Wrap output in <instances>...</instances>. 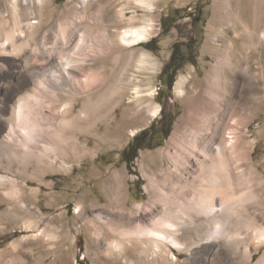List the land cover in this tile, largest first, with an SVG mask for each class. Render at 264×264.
I'll return each instance as SVG.
<instances>
[{
    "label": "bare ground",
    "instance_id": "obj_1",
    "mask_svg": "<svg viewBox=\"0 0 264 264\" xmlns=\"http://www.w3.org/2000/svg\"><path fill=\"white\" fill-rule=\"evenodd\" d=\"M97 2L78 0L73 4V17L67 12L62 14L55 24L38 35L44 24L54 17L50 0H0L1 53L18 56L27 48L22 59L18 58V65L36 91L52 102L61 100L58 92L74 96L86 87L77 75L82 67L95 60L93 56L108 55L122 45L130 47L148 37L147 27L135 26L133 16L122 30L126 17L124 9L112 18L109 15L105 19L98 18L97 9L94 10ZM126 4L129 6L130 0H126ZM262 6L264 0H226L217 10L221 21L212 26V31L221 44L209 46L212 62L205 72L202 89L194 102L187 104L180 126L168 141L166 154L173 168L162 179L164 185L168 184L167 191L156 195L155 205L160 209L154 218L156 230H148L142 222L144 218L134 227V220L120 206L121 192H116L122 228L116 231L118 238L108 241L104 251L118 264H181L173 249L191 255L190 264H264V252L253 261L252 251V246L255 250L264 246L261 217L264 180L257 169L249 165L251 143L243 133L250 125L245 116L246 95L255 114L263 99ZM99 8L102 10L101 6ZM44 12L49 16L46 22L42 19ZM245 13H249L251 21ZM218 25L219 28L225 25V28L217 31ZM49 33L53 35L51 42L47 38ZM99 33L102 34L99 36ZM76 37L78 40L73 45ZM138 56L137 61L143 64L148 54L140 52ZM131 57L132 53L122 59L123 65L129 61L122 70L123 77H130L125 88L132 83V75L127 70ZM176 88L184 93L194 89L195 84L187 77H180ZM27 100L24 96L18 103L24 105ZM2 106L0 125L9 130L0 137V171L9 176L0 175V188L11 206L0 210V227L6 230V223L12 221L14 226L21 228L24 239L0 250V264H26L24 253L34 258L39 256L40 262L44 245L47 247L43 251L50 254L48 264H56L55 241L59 237L64 241L68 231L64 228L57 236L50 221L39 213L30 212L26 203L18 205L16 199L21 190L11 176L24 175L30 158L41 163L42 157L33 155L30 150L26 152L24 143L12 141L15 120L12 115L3 113L7 106ZM159 111L160 108L155 107L151 116ZM235 170L239 171L237 176ZM197 237H201L200 240L194 241ZM26 244L33 247L28 252L24 251ZM131 253L137 256L131 258Z\"/></svg>",
    "mask_w": 264,
    "mask_h": 264
},
{
    "label": "rangeland",
    "instance_id": "obj_2",
    "mask_svg": "<svg viewBox=\"0 0 264 264\" xmlns=\"http://www.w3.org/2000/svg\"><path fill=\"white\" fill-rule=\"evenodd\" d=\"M77 1L50 0L54 17L49 22L47 12L43 13L42 19L47 22L38 35L55 24L62 14L67 12L73 17L72 8ZM97 1L94 10L97 9L95 15L98 18L105 19L108 15L112 18L124 9L126 17L122 30L133 16L135 26L147 27L148 37L130 47L122 45L108 55L93 56L95 60L82 67L77 75L80 82L86 84L79 94L71 96L58 92L60 101L48 100L36 91L28 77L25 79L18 65L27 48L18 56H7L0 50V105H5L3 108L7 106L3 111L6 116L14 117L12 141L24 143L26 152L30 150L33 155L42 157L41 163L34 157L30 158L24 175H10L21 190L16 200L18 205L26 203L30 212L39 213L50 221L57 230V236L64 228L68 231L64 241L61 237L55 241L54 247L58 251L56 264H118L107 256L104 249L106 244L118 238L117 232L122 228L118 219L120 206L134 220V227L144 218L142 222L147 229L156 230L154 218L160 213L155 205L156 195L167 191L168 184L164 185L162 179L173 168L166 154L168 141L180 126L187 104L194 102L202 89L205 72L212 62L209 46L221 44L212 26L221 21L217 10L226 0H130L129 6L126 0ZM260 10L264 13L263 6ZM245 17L252 20L249 13H245ZM220 28H225V25ZM220 28L216 26L217 31ZM51 35L47 34L49 42L53 40ZM75 40L73 38V45L78 37ZM177 43L188 44L192 62L178 71L171 91L162 95L159 102L157 93L163 83L162 69ZM5 49L7 51L9 47ZM140 52L148 54L143 64L137 61ZM130 53L131 63L127 70L132 75V83L125 88L130 77H123L122 70L129 61L123 65L122 59ZM180 77H187L195 88L179 93L176 82ZM261 84L264 85V81ZM261 92L263 99L258 114L254 113L246 95L245 116L250 125L243 133L251 143L249 165L257 169L264 180V89ZM24 96L28 100L21 105L18 100ZM162 105L165 112L174 117L170 133L161 140L160 146L140 150L130 169L120 161L121 152L137 133L161 118ZM157 106L160 111L152 117L151 112ZM1 127L2 124L0 137L9 130ZM238 172L235 170L236 176ZM0 175L9 176L2 170ZM253 185L251 182L250 186ZM2 190L0 210H5L11 205ZM117 191L121 192L120 206ZM261 217L264 222V213ZM13 224L12 221L6 223V230L0 227V250L24 239L21 228ZM109 231L113 235H106ZM25 246V252L33 248L29 244ZM46 247L41 246L40 262L39 256L34 258L24 251L21 253H24L28 264H48L50 254L49 251L44 252ZM252 251L253 261H256L264 252V246L258 250L252 246ZM173 252L181 264H190L193 258L184 252L178 253L174 249ZM131 256L134 258L137 253H131Z\"/></svg>",
    "mask_w": 264,
    "mask_h": 264
},
{
    "label": "trees",
    "instance_id": "obj_3",
    "mask_svg": "<svg viewBox=\"0 0 264 264\" xmlns=\"http://www.w3.org/2000/svg\"><path fill=\"white\" fill-rule=\"evenodd\" d=\"M187 45L177 43L172 48L171 56L162 69L163 83L157 93L159 102H161L159 99H161L162 95L168 94L171 91L178 71L185 64L192 62L189 53L190 48ZM165 111V107L162 105L161 118L154 121L149 128L137 133L121 152L120 161L126 163L130 169L140 150L160 146L161 140L169 135L174 117L171 113H166Z\"/></svg>",
    "mask_w": 264,
    "mask_h": 264
}]
</instances>
